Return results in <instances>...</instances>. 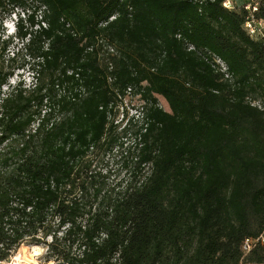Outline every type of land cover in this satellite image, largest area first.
I'll list each match as a JSON object with an SVG mask.
<instances>
[{"label": "trees", "instance_id": "obj_1", "mask_svg": "<svg viewBox=\"0 0 264 264\" xmlns=\"http://www.w3.org/2000/svg\"><path fill=\"white\" fill-rule=\"evenodd\" d=\"M226 1L0 0V262L24 244L53 264H264L242 249L264 235V37L244 29L264 0ZM124 140L110 185L91 156Z\"/></svg>", "mask_w": 264, "mask_h": 264}, {"label": "rangeland", "instance_id": "obj_2", "mask_svg": "<svg viewBox=\"0 0 264 264\" xmlns=\"http://www.w3.org/2000/svg\"><path fill=\"white\" fill-rule=\"evenodd\" d=\"M232 7H239L243 0H228ZM15 23H16V16L11 15L10 17H7L6 20L3 22V28H4V36L1 38L3 39H11L12 42L15 44L16 40L13 38L15 34ZM262 28V33H264V26ZM13 44V45H14ZM19 47V46H18ZM16 51V49L13 46H10L6 53V61L8 57H12V53ZM23 63V58L21 54H19L18 57H15V60L9 64H11L13 67H17ZM18 80L23 81L26 85H29L32 81L31 74L29 70L25 67L24 70H14L13 77L11 78L10 82L14 83ZM142 95L149 94V87L146 84H143L142 86ZM157 99V103L159 107H161L164 111H169L168 105L165 102V100L162 97L155 96ZM142 105L141 99L139 98L138 94L135 96H126L123 98L122 103L119 106L118 114L115 117L114 124L118 123L119 128L116 130V134L120 135V124L125 123L124 119L127 117L128 119H134L137 120L138 118V112L140 111L139 108ZM253 105L257 106L258 102H254ZM139 120V119H138ZM121 136V135H120ZM125 141V140H124ZM131 143L129 141H125V144L122 148L116 147L111 152H96L93 156H91V159L93 161L92 168H94L97 172L100 173H108L109 180L108 183L110 185H114L118 181L125 179L126 175L124 173H128L123 167H122V156H120V152L123 151V149L131 148ZM132 149V148H131ZM126 151V150H125ZM147 171V169L145 170ZM38 249L36 252V255H33L32 250ZM45 247L43 246H37V245H21L19 248L12 254L10 259L8 261L2 262L1 264H14V262L18 261H24V264H53L54 262L52 260L46 261L45 259ZM25 253V254H24ZM28 253V254H27ZM30 253L33 255H30ZM16 259V260H15Z\"/></svg>", "mask_w": 264, "mask_h": 264}, {"label": "built area", "instance_id": "obj_3", "mask_svg": "<svg viewBox=\"0 0 264 264\" xmlns=\"http://www.w3.org/2000/svg\"><path fill=\"white\" fill-rule=\"evenodd\" d=\"M223 6L227 9L232 8V5L228 0L224 3ZM246 9H249V7H246ZM252 10L254 11L255 8L253 7ZM262 26H264V20H256L253 17H250L244 23L245 31L248 33L249 36H251L253 38L264 37V33H262V28H261ZM110 52H112V50H110ZM216 64L219 65V71L222 74H224V78L228 79L229 77L226 74V71H227L226 67H224L219 61H216ZM126 96H132L131 91L129 89L126 92ZM256 243H260V244L264 245V235H261L259 238L255 239V240H245L243 243V247H242L243 251L245 253L249 252V250L251 249V246L256 244ZM22 260L21 261L17 260L16 262H14V264H24L25 262ZM1 263L2 262H0V264Z\"/></svg>", "mask_w": 264, "mask_h": 264}, {"label": "bare ground", "instance_id": "obj_4", "mask_svg": "<svg viewBox=\"0 0 264 264\" xmlns=\"http://www.w3.org/2000/svg\"><path fill=\"white\" fill-rule=\"evenodd\" d=\"M37 250H38V249H33V250H32L33 255H36ZM24 254H25V253H24ZM27 254H28V253H27ZM30 255H32V254L30 253ZM33 255H32V256H33Z\"/></svg>", "mask_w": 264, "mask_h": 264}]
</instances>
